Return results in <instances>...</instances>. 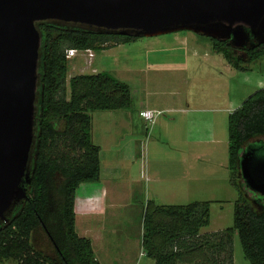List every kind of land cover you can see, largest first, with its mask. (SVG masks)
Listing matches in <instances>:
<instances>
[{
  "label": "rangeland",
  "instance_id": "1",
  "mask_svg": "<svg viewBox=\"0 0 264 264\" xmlns=\"http://www.w3.org/2000/svg\"><path fill=\"white\" fill-rule=\"evenodd\" d=\"M105 47L106 53L96 56L99 68L110 74L118 68L131 90L138 97L147 92L149 107L162 115L151 124L133 105L130 110L90 113L92 142L100 147V158L107 170H119L108 172L110 180L102 174L104 189L96 184L79 186L75 231L81 237L98 236L94 250L103 264H155L142 248L149 202L156 206L207 202L210 223L202 233L233 226L238 192L228 169V116L264 88V56L247 65V71H236L212 52L204 36L189 31L141 37L125 45L110 42ZM77 57L79 63L69 64L67 81L92 74L85 63L89 58ZM138 81L145 91L137 88ZM239 182L244 193L254 197L242 178ZM35 237L36 249L54 256L48 242ZM233 259L234 264H249L236 235Z\"/></svg>",
  "mask_w": 264,
  "mask_h": 264
},
{
  "label": "trees",
  "instance_id": "2",
  "mask_svg": "<svg viewBox=\"0 0 264 264\" xmlns=\"http://www.w3.org/2000/svg\"><path fill=\"white\" fill-rule=\"evenodd\" d=\"M42 33L41 98L37 113V149L28 199L9 225L0 226V264H100L90 238L75 231V194L81 184L101 177L100 147L91 136L94 111L130 110L131 88L109 72L73 76L67 81L68 49L96 54L112 42L125 45L138 38L104 35L52 23L38 24ZM210 49L236 71L264 56V44L238 49L229 40L208 37ZM251 43V42H250ZM241 52L242 55H238ZM264 88L228 116V169L238 192L233 226L202 233L210 223V203L156 206L143 216L142 248L155 264H234L233 242L239 239L249 264H264V203L249 197L240 185V155L264 146ZM44 238L54 256L36 249ZM33 241V243H32Z\"/></svg>",
  "mask_w": 264,
  "mask_h": 264
},
{
  "label": "water",
  "instance_id": "3",
  "mask_svg": "<svg viewBox=\"0 0 264 264\" xmlns=\"http://www.w3.org/2000/svg\"><path fill=\"white\" fill-rule=\"evenodd\" d=\"M43 22L136 38L189 31L238 49L264 44V0H0V226L28 199ZM239 168L242 185L262 206L264 146L244 149Z\"/></svg>",
  "mask_w": 264,
  "mask_h": 264
},
{
  "label": "crops",
  "instance_id": "4",
  "mask_svg": "<svg viewBox=\"0 0 264 264\" xmlns=\"http://www.w3.org/2000/svg\"><path fill=\"white\" fill-rule=\"evenodd\" d=\"M106 51L107 50H103L102 52L103 53H101V54H105L106 53ZM100 54V53H99ZM99 54H97L96 55V53H95V57L92 59V61L89 63L88 61H86L85 63L87 64V68H89L90 69V73H92V74H97V73H100V72H104L105 70H103V69H100L99 68V66L97 65V59H96V56H98ZM195 54V53H194ZM204 56H206L205 54H204ZM98 58V57H97ZM80 57H75V58H72V59H69V64H70V62H72V61H74V62H76V63H79L80 62ZM89 63V65H88V63ZM115 67V66H114ZM118 68H116V70L115 71H112V74H113V76H115L116 78H118V79H120V80H122V81H124V82H127V78H121L120 77V75H122L121 73H119V70H117ZM82 70V69H81ZM106 72V71H105ZM137 72H139L138 71V69H136L135 70V73H137ZM110 73V72H109ZM130 73H133V70L131 69V71H129V73L128 74H130ZM258 85L259 86H261L262 85V83L261 82H259L258 83ZM137 88L139 89V90H143V91H145V85L143 86V84L141 85V82H139L138 81V84H137ZM132 91V90H131ZM132 93V96H133V107H135L136 109H140L139 111H138V115H139V112L140 111H143V110H155V111H160V110H156V109H151L149 106H150V104H149V101H147V100H145L144 99V97L145 96H148L147 95V92L144 94V93H142V94H140V96L138 97L137 95L139 94L138 92H131ZM170 96V95H169ZM144 99V100H143ZM139 100V101H138ZM134 108V109H135ZM162 112V111H161ZM142 119V118H141ZM143 120V119H142ZM144 122H145V120H143ZM155 122V121H154ZM153 124V123H152ZM103 151V150H102ZM119 161V159L118 158H116V162H118ZM119 164V163H118ZM106 161H105V159H101V177H100V182L99 183H96V185H98V187L99 188H102V186L100 187V185L102 184V174H106V179L107 180H110V178L112 177V176H110L109 174L111 173V174H115L116 172H117V169L118 168H111V169H108L107 170V168H106ZM103 169V170H102ZM113 169H114V172L115 173H113ZM119 170V169H118ZM108 172H110V173H108ZM116 177V176H115ZM114 179V178H113ZM102 189H104V188H102ZM89 231H91V230H89ZM202 232H203V229L201 230ZM84 237V236H83ZM90 239H91V242H92V248H93V252H94V256H95V258L98 260V262L100 263V264H103V261L101 260L102 258H99V256H97V254H96V251L94 250V248H95V245H94V240L95 239H97L98 238V236L96 235V237L93 239L92 237H89ZM98 241H99V238H98ZM102 261V262H101ZM122 264H126V262L125 261H123L122 262Z\"/></svg>",
  "mask_w": 264,
  "mask_h": 264
},
{
  "label": "built area",
  "instance_id": "5",
  "mask_svg": "<svg viewBox=\"0 0 264 264\" xmlns=\"http://www.w3.org/2000/svg\"><path fill=\"white\" fill-rule=\"evenodd\" d=\"M87 56L89 58V63L92 61V59L94 58V52L91 50H76V49H68L65 52V57L66 59H72L75 58L77 56ZM162 115L161 111H155V110H143L139 112V116L149 122V123H154V121L156 120V118L158 116Z\"/></svg>",
  "mask_w": 264,
  "mask_h": 264
},
{
  "label": "flooded vegetation",
  "instance_id": "6",
  "mask_svg": "<svg viewBox=\"0 0 264 264\" xmlns=\"http://www.w3.org/2000/svg\"><path fill=\"white\" fill-rule=\"evenodd\" d=\"M251 43L246 47L247 49L249 48V47H253V46H251V44H253V41H250ZM256 46V43L254 44V47Z\"/></svg>",
  "mask_w": 264,
  "mask_h": 264
}]
</instances>
